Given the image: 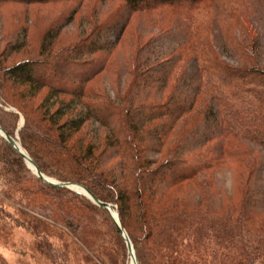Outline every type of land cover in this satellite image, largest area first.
Returning <instances> with one entry per match:
<instances>
[{
    "label": "trees",
    "instance_id": "16d2710c",
    "mask_svg": "<svg viewBox=\"0 0 264 264\" xmlns=\"http://www.w3.org/2000/svg\"><path fill=\"white\" fill-rule=\"evenodd\" d=\"M6 1L26 5L65 1L78 5L85 0H0V5ZM120 1L121 4L103 21L54 55L11 62L8 59L10 49L18 46L6 44L0 48V70L3 71L0 99L18 107L25 116L28 130L19 138L1 121L0 126L18 140L46 176L49 177L51 167L64 166L73 172L64 177L77 180L80 175L91 173L105 181L104 173L97 171L98 162L93 161L96 160L93 154L73 152L67 145L84 122L93 117L110 129L116 145L123 149L122 181L113 187L114 198L119 203L122 220L124 216L128 218L123 221L126 230L129 224H134L145 231V238L150 239L153 264H199L205 254L213 257L211 264H239L250 254L243 249L233 252L232 246L244 245L241 239L245 233L264 232V185L258 187V182L264 180V156L260 157L258 151L254 156L248 152L250 144L264 150V41H260L257 33L251 32L253 28L244 18L249 24L242 23L240 35L235 31L228 32L226 27L222 40L218 42L210 22L211 5L226 0ZM75 12L74 7L69 19ZM144 19L157 26L160 34L147 37L141 43L145 34L132 36L136 49L135 54H131L134 55L131 78L118 93L117 101L100 95L97 101L85 103V110L77 118L57 125L53 117L65 114L66 110L57 109L48 116V105L45 117H38L37 110L14 91L15 86L27 87L26 98H33L42 88H48L45 102L60 93L71 94L81 102L90 94L86 85L103 70L109 68L112 71L116 66H109L108 58L121 34L126 28L128 30L129 23L137 20L141 31L139 22ZM174 31H177L176 38ZM58 33H51L49 39L45 35L39 56L46 52L51 54L53 39ZM178 33H183V38L180 39ZM112 34L113 40L110 39ZM103 35L106 37L101 39ZM161 37L175 38L174 45L161 50L156 46ZM228 47L238 58V64L223 58ZM73 65L85 69L76 70ZM69 73L72 79L64 81L61 76ZM112 121L115 122L113 125ZM248 142L251 143L247 145ZM148 151L164 152L165 158L157 163L158 159L146 154ZM229 157L234 158L239 167L248 164L250 171L245 185L229 196L228 204L224 202L218 208L206 205L200 192V199L188 197L192 185L181 184L210 174L222 167ZM26 163L21 153L0 134V178L7 185L4 193L22 192L30 203H37L40 199L38 191L25 184L31 179L21 172ZM240 169L237 173L239 179L243 173ZM32 172L47 188H66L50 185ZM204 186L199 185V188ZM88 188L100 200L107 201L95 189ZM79 194L89 203L100 206L83 193ZM57 205L66 213L63 216L59 213L58 218H67L76 209L63 201ZM102 208L113 232L127 250L126 241L109 211ZM7 216L6 211L0 209V221L5 226ZM26 217L35 231L49 232L51 224L46 220L30 214ZM78 220L77 224L84 227V233L91 235L90 239L82 235L79 238L82 244L88 248L97 245L99 232L92 219ZM208 232H213L216 244L222 245L229 238L232 243L228 242L224 251L210 250L211 247L206 246ZM128 235L141 264L136 241ZM236 238L241 239L234 242ZM46 246V242L36 244L42 254L50 257V249ZM99 248L107 250L108 247L99 244ZM0 264H9L2 252Z\"/></svg>",
    "mask_w": 264,
    "mask_h": 264
},
{
    "label": "rangeland",
    "instance_id": "374dc122",
    "mask_svg": "<svg viewBox=\"0 0 264 264\" xmlns=\"http://www.w3.org/2000/svg\"><path fill=\"white\" fill-rule=\"evenodd\" d=\"M120 4V0H85L78 5L74 2L65 1L29 5L17 1L3 2L0 5V48L6 44L11 47L13 45L18 46L15 49H10L8 59L11 62L27 57H48L54 55L56 51L75 43L81 35L88 33L94 25L103 21ZM211 6L210 22L218 42L222 40V34L225 33L226 27L228 32L232 33V31H235L236 35H240L239 27L242 26V23L245 26L249 24L246 23L245 19L250 22V28H253L251 32L255 35L257 33L260 41H264V0H226L218 2V4L214 3ZM74 7L76 12L69 19V14ZM239 12L244 16L240 17ZM238 17L241 20L240 22H238ZM204 18L208 19V16L204 15ZM137 23V20L129 23L128 30L126 28L121 34L115 43L112 53L109 55V66L116 65L113 67L114 69L112 68V71L109 68L108 70H103L101 74L88 83L85 89H90L89 97L82 98L81 102L67 93H60L56 98L53 97L45 102L46 99L44 100V98L48 94V88H42L33 98H26L25 95L29 93L27 87L15 86L14 91L20 93L23 101H27L31 107L37 110L38 117H45L48 105V116L53 115L57 109L66 110L65 114L53 117V121L57 125H62L72 118H77L85 110L84 104L97 101L100 99L98 97L100 95H102L101 97L116 99L117 101L118 93L124 89L131 78L130 71L134 57L131 54H135L136 49V45L132 43V36L136 33L139 35L145 34V37L144 35L143 37L141 36L142 38L140 37L142 40L139 39L141 43L147 37L156 35L158 37V34H160L159 28L153 24H148L147 19L139 22L141 31ZM55 31L59 33L53 39L51 54L46 52L43 56H39L41 43L45 35L49 39L51 33H55ZM174 32V37L176 38L177 31ZM129 33L132 35L130 36ZM113 35H110L112 40L114 39ZM243 35H246V32H243ZM179 36L180 39L183 38V33H180ZM104 37L106 36H101V39ZM175 38L163 39L161 37L156 46L161 48V50L170 48L174 45ZM258 56L255 55L257 58ZM262 57H264V52ZM223 58L234 64L239 63L238 58L235 57L232 49L229 50V47L224 51ZM73 67L76 70L78 68L80 70L85 69L74 65ZM2 73L3 71L0 70V76ZM61 77L64 81L72 79L70 73L63 74ZM0 121L12 134L19 138L22 137L24 131L28 130L25 127V116L23 113L18 107L5 99H0ZM111 123L113 125L115 122L112 121ZM249 143L251 142H248L247 145ZM67 145L73 152L93 154L92 157L96 158L93 161L98 162L97 171L101 174L103 172L106 180L104 181L91 173L80 175L81 178L77 180L70 179L71 177H64L73 174L69 167L64 166L51 167L48 172L49 177L52 179L73 180L76 181L75 183L84 185L87 188L89 186L95 189L113 204L120 215L119 203L114 198L115 190L113 187L116 183L122 181L120 175H122L121 172L124 168V164H122L124 157L122 155L123 149L121 146L116 145L110 129L90 117L84 122L79 131L67 141ZM257 151L260 152L259 155L263 158L264 150L256 144H250L248 152L254 156V154L257 155ZM146 154L151 158L158 159L157 163L165 158L164 152L155 153L148 151ZM225 162L222 167L211 171L210 174L191 178V180L181 184L192 185V190L189 191L188 197L200 199L201 193L204 203L214 208H218L224 202L228 204L230 202L228 201L230 200L229 196L245 185L244 182L250 170L247 167L248 164H242V167H239L237 161L232 157L227 158ZM238 169L243 171L241 179L237 177ZM21 172L24 176L31 179L32 183L27 182L25 184L36 189L41 200L39 199L37 203H30L22 192L15 193L14 190L11 195L9 193L5 194L4 191L7 189V185H5L3 178H0V209L5 210L8 214L6 226L0 221V252L3 253L9 264H132L133 259L128 248L127 250L125 249L117 234L113 232L102 207L86 201L79 194L81 192L76 191L74 188L66 187L64 190H55L43 186L42 183L36 180L35 174L27 163L22 166ZM199 185L205 186L204 188H199ZM258 185V187L264 185V180H260ZM202 191H204L203 194ZM61 201L65 204L76 206V209L67 218H58L59 213L62 214L61 216L66 215L58 208L59 205L57 204H60ZM28 214L38 216L49 222L51 224L49 232L35 231L27 220L26 216ZM87 217L92 219L91 221L96 225L99 232V237L96 241L97 245L94 244L89 248L84 246L79 238L85 235L83 236L85 239H90L91 235L90 233L85 234L84 227L82 225L79 226L76 221V219L82 221V219ZM124 219L128 221L126 216H124ZM128 231V234L132 235L136 241L139 258L142 261L141 264H153L150 239L145 238V231L141 230L139 226H134V224H129ZM212 233L208 232L206 246L211 247L210 250L224 251L225 248L223 247L229 245L228 242H231L230 238L227 241L224 240L222 245H219L215 243ZM244 235L242 239L240 238L245 243L244 245L232 246L233 252L243 249L250 254L239 264H264V232H251ZM223 236L225 235L223 234ZM240 239L236 238L233 241L239 242L238 240ZM39 242L47 243L48 247H46L51 252L50 257L42 254L36 248V244ZM99 244L107 245V250L100 249ZM259 253L261 255H258ZM136 257L139 264L137 253ZM212 259V256L205 254L199 264H211L213 263ZM221 264H225V262Z\"/></svg>",
    "mask_w": 264,
    "mask_h": 264
},
{
    "label": "water",
    "instance_id": "95a60500",
    "mask_svg": "<svg viewBox=\"0 0 264 264\" xmlns=\"http://www.w3.org/2000/svg\"><path fill=\"white\" fill-rule=\"evenodd\" d=\"M0 134H2L7 142L21 155L25 158L27 161L29 167L39 176V178L53 186H58V187H70L74 188L76 191L83 193L84 195L88 196L91 198L96 204L104 207L107 209L113 218L114 222L116 223L117 229L119 233L123 236L124 240L126 241L128 250L132 256V259L134 261V264H138L136 253L134 250L133 243L123 225V222L121 220V217L118 213V211L114 208L113 204L107 201H102L100 200L89 188H87L84 185L75 183V182H70V181H56L48 176H46L40 169V167L36 164V162L28 155V153L22 148L18 140L11 135L7 134L5 130L0 126ZM80 187L81 189L75 188Z\"/></svg>",
    "mask_w": 264,
    "mask_h": 264
},
{
    "label": "bare ground",
    "instance_id": "6f19581e",
    "mask_svg": "<svg viewBox=\"0 0 264 264\" xmlns=\"http://www.w3.org/2000/svg\"><path fill=\"white\" fill-rule=\"evenodd\" d=\"M75 188L81 189L80 187H76V186H75ZM131 263H132V264H134V261H133V262H131Z\"/></svg>",
    "mask_w": 264,
    "mask_h": 264
}]
</instances>
